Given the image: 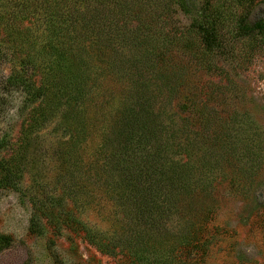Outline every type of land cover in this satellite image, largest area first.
<instances>
[{
	"label": "trees",
	"instance_id": "1",
	"mask_svg": "<svg viewBox=\"0 0 264 264\" xmlns=\"http://www.w3.org/2000/svg\"><path fill=\"white\" fill-rule=\"evenodd\" d=\"M170 4L189 16L185 33L176 34L171 27L174 31L166 34L172 18L168 12L175 11ZM206 6L207 0L204 8L186 0L0 2L2 42L11 50L14 66L19 64L12 79L0 80V92H23L46 120L59 115L70 138L99 144L92 153L95 167L83 164L82 174L101 181L107 191L110 225L97 232L96 241L90 229L83 237L101 253L118 257L119 264H208L211 247L219 242L210 224L215 216L211 188L225 178L221 160L207 156L224 155L229 132L207 131L213 119L201 94L172 107L182 82L166 60L174 47L223 49L221 18ZM235 34L264 40V18H238ZM129 50L136 53L127 54ZM115 69L123 70V76ZM115 83L120 86L114 88ZM70 97L79 106L75 112L65 106ZM189 107L202 117L204 128L196 134L190 133L188 116H180ZM105 118L96 135V125ZM249 176L250 170L240 172L241 178ZM12 184V178H0L1 187ZM196 197L201 202L193 204ZM32 200L39 211V201ZM53 208H44L52 231Z\"/></svg>",
	"mask_w": 264,
	"mask_h": 264
},
{
	"label": "rangeland",
	"instance_id": "2",
	"mask_svg": "<svg viewBox=\"0 0 264 264\" xmlns=\"http://www.w3.org/2000/svg\"><path fill=\"white\" fill-rule=\"evenodd\" d=\"M186 1L204 8L206 0ZM207 1L209 12L221 18L223 49L206 52L196 44L198 49L194 45L190 51L168 50L167 66L178 72L182 82L171 105L176 108L188 97L201 94L199 99L214 120L207 131L229 132L230 143L221 150L224 155L207 156L210 161L221 160L220 176L225 178L217 179L211 188L215 216L210 224L216 227L219 242L211 247L208 264H264V40L235 34L238 18H264V0ZM170 7L175 11L168 12L172 18L166 23V34L174 29L176 34L185 33L189 16L175 5ZM2 36L0 31L3 83L9 75L14 77L12 71L19 64L14 66ZM115 73L122 77L124 71ZM65 106L73 112L79 107L73 97ZM196 110L189 107L183 110L185 115L180 114L188 116L192 134L204 128ZM106 120L96 125V135ZM70 135L59 115L46 120L23 92H0V178L10 177L14 184L0 186V264H119L118 257L101 253L83 237L90 229L96 241L97 232L108 229L105 215L112 206L101 181L82 174L83 164L93 166L92 153L99 144ZM63 140L68 143L59 146ZM244 170H250L248 179L240 177ZM32 198L39 201V211L32 208ZM199 202L196 197L193 204ZM44 208H53L55 213L53 231ZM67 219L73 225H67Z\"/></svg>",
	"mask_w": 264,
	"mask_h": 264
}]
</instances>
